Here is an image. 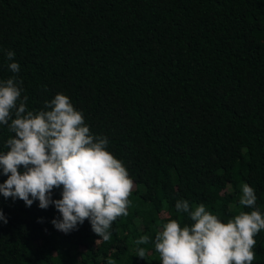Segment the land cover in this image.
<instances>
[{
	"label": "trees",
	"instance_id": "trees-1",
	"mask_svg": "<svg viewBox=\"0 0 264 264\" xmlns=\"http://www.w3.org/2000/svg\"><path fill=\"white\" fill-rule=\"evenodd\" d=\"M12 76L28 110L68 96L133 188L108 241L87 219L65 234L53 205L0 195V264H161L136 241L168 219L190 225L177 200L225 223L254 210L242 183L264 215V0H0V80ZM13 135L0 125V152ZM254 239L264 264V230Z\"/></svg>",
	"mask_w": 264,
	"mask_h": 264
},
{
	"label": "clouds",
	"instance_id": "clouds-1",
	"mask_svg": "<svg viewBox=\"0 0 264 264\" xmlns=\"http://www.w3.org/2000/svg\"><path fill=\"white\" fill-rule=\"evenodd\" d=\"M14 55L6 53L13 61L8 68L18 73ZM20 85L15 76L0 80V125L14 134L6 141L8 150L0 152V170L7 176L0 195L19 198L26 206L38 200L41 209L53 205L61 218L51 223L65 234L87 219L97 236L110 240L113 222L128 215L133 181L126 168L107 151V139L90 132L68 96L57 93L43 109L28 110ZM61 186V198L51 199L52 190ZM240 187L239 204L254 210L239 211L225 223L204 204L190 207L187 200H177V212L186 213L192 223L181 226L168 219L154 240L141 236L136 244L153 243L161 264H252L264 215L255 209L254 189L247 183ZM0 220L7 223L2 212ZM137 256L145 258V249L138 248Z\"/></svg>",
	"mask_w": 264,
	"mask_h": 264
}]
</instances>
